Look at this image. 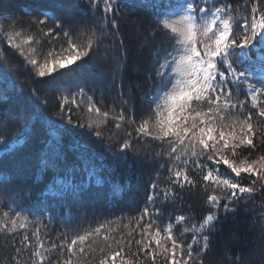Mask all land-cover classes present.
I'll list each match as a JSON object with an SVG mask.
<instances>
[{
    "label": "snow or ice",
    "instance_id": "6c2138e0",
    "mask_svg": "<svg viewBox=\"0 0 264 264\" xmlns=\"http://www.w3.org/2000/svg\"><path fill=\"white\" fill-rule=\"evenodd\" d=\"M262 5L264 0H245L238 7H233L229 0H166L161 3L152 36L155 38L158 33L160 38L170 40L171 46L161 44L154 50L150 49L152 71L148 80L152 87L144 98L148 108L144 118L136 125L135 139L150 138L159 143L161 150L155 156L164 161L159 163L160 170H165L167 165V187H160L161 173L156 172V178L149 185L145 206L139 210L138 217L132 218L136 227L131 228L126 235L121 234L119 239L107 234L103 235L102 240L97 239L102 229L109 233L115 231L106 228V224L111 223L107 221L83 234L57 237L60 243L53 241L48 247L40 238L39 227L32 233L35 243L29 239L28 218L22 217L25 210L13 200L7 207L15 216L9 218V211H4L0 219V232L13 234L17 229L24 230L19 246L12 245L15 256L11 257V264H20L16 257L25 251L30 253L25 264H144L145 260L158 264L157 254L161 255L164 264H204L202 255L212 246L211 237L217 231L215 225L220 222V213L227 215L235 212L232 205L254 199L255 194L264 188V125H255L253 112L244 110L245 104L250 102L258 118L264 120ZM6 7L0 5V20L12 19L11 15L4 12ZM241 7L250 8V11L242 13ZM120 8V0H74V10L64 15L41 11L40 17H34L29 23L43 26L51 19L53 27L43 35L54 34V38L58 39L63 33L69 53L57 54V58L52 60L45 57L43 62L34 58V48L25 47L34 40L33 35L21 38V31H3V26H0V43L6 41L11 50L18 52L24 60L23 71L36 82L30 86L34 99L39 98L36 87L51 86L53 91L63 93L65 89L59 82L60 78L68 73H76L86 62L85 57H90V53L95 55L94 47L98 49L106 38L119 34ZM39 30L42 31V27ZM73 32L84 35L86 43L78 46L73 40ZM113 45L115 51V41ZM119 46H123V39L119 40ZM100 59L106 60L107 57ZM113 59L118 61L116 71H123L124 63H120L117 57ZM230 85L237 89L235 95ZM240 87L247 93L243 100L239 98ZM86 95L83 88H78L72 93L71 101L63 95L58 97L62 119L66 118L68 124H72L73 119L71 108L65 113V106L76 104L77 98L83 100ZM87 98L88 112L94 113L96 119H90L86 125L77 123L76 126L87 127L103 143L100 129L109 119L110 113L102 112L91 96ZM116 99L120 101V111L112 116L116 121L115 127L120 129L126 120L135 124L132 105L124 99L123 91L118 93ZM125 108L129 110L127 117ZM47 133L49 139L46 146L59 144L61 129L55 121ZM125 135L128 138L118 147L103 144V151L111 157V160L105 159L112 166V175L116 174V166L129 163V155L134 151L132 134L125 132ZM17 143V140L5 141L0 137V145H3L0 163L3 155L13 154ZM245 152L247 155H244ZM221 165L225 166L224 172L221 171ZM52 167L54 169L55 165ZM48 168V160L42 156L39 171L46 172ZM242 174L245 176L242 177ZM245 178L250 181L248 185L240 182ZM52 182L61 181L53 179ZM103 182L100 174L90 171L81 191L85 192L87 186L93 183L99 185ZM13 183L11 174L0 167V196L11 198L10 194L17 191L11 187ZM209 188L211 194L206 198L209 211L198 226L193 224L191 228L185 227L181 233L182 236L189 232L193 234L189 243L185 245L173 235L172 222L166 225L163 236L159 227L153 231L156 221L151 217L162 214L158 205L169 200L182 201L184 193L193 189L208 192ZM146 217L149 218L148 222L141 226V221ZM192 219L193 216L179 215L175 217V224ZM134 232L139 233V239H135ZM162 241L170 242L171 246L167 247ZM153 242L155 247L152 246ZM194 246L197 248L195 252ZM225 258L229 264H239L237 258Z\"/></svg>",
    "mask_w": 264,
    "mask_h": 264
},
{
    "label": "trees",
    "instance_id": "16d2710c",
    "mask_svg": "<svg viewBox=\"0 0 264 264\" xmlns=\"http://www.w3.org/2000/svg\"><path fill=\"white\" fill-rule=\"evenodd\" d=\"M162 2L166 0H125L118 13L119 34L106 38L98 49L94 47L95 55L90 53V57H85L86 62L76 73H68L60 78L59 82L65 89L63 93L53 91L51 86L36 87L39 98L34 99L30 86L36 82L23 71V58L18 52L11 50L6 41L0 43V137L5 141H18L13 154L3 155L0 163V167L14 178L11 187L17 189L10 194L11 198L0 196V219L3 218L4 211H9V218L15 216L7 207L14 200L25 210L22 217L28 218L27 234L33 243L35 237L32 233L37 227L40 228L41 240L44 241L45 247H48L53 241L60 243L57 237L64 234L70 237L83 234L84 231H90L107 221L111 223H107L106 228L115 231L109 233L102 229L97 239L102 240L106 234L119 239L121 234L126 235L131 228L136 227L132 218L138 217L139 210L145 206L149 185L156 178V172L161 173L160 187H167V165L165 170H160L159 163L164 161L155 156L161 150L159 143L150 138L135 139L136 125L144 118V112L148 108L144 98L152 87L148 80L152 71L150 49L154 50L161 44L165 47L171 46V41L160 38L158 33L155 38L152 36L154 20ZM229 2L233 7H238L243 5L245 0ZM73 3L74 0H0V5L7 6L4 12L12 17L11 20H0V26H3V31H21V38L26 39L27 36L33 35L34 40L25 47L34 48V58L41 62L45 57L52 60L57 58V54L68 55V43L63 33L58 39L54 38V34L43 35L53 27L51 19L43 26L29 22L34 17L39 18L41 11H48L57 16L64 15L69 10H74ZM81 6H84L83 3ZM240 11L247 14L250 8L241 7ZM41 27L42 31L39 30ZM72 36L78 46L86 43L84 35L73 32ZM120 39H123L122 47L119 46ZM113 41L116 44L115 51ZM105 56L106 60L100 59ZM113 57L124 63L123 71H116L118 61ZM17 68L20 70L17 71ZM230 87H233L235 95L237 89L231 85ZM78 88H83L87 95L83 100L77 98L76 104L69 103L65 106V113L71 108L73 119V123L68 124L66 118L62 119L61 101L58 97L63 95L71 101L72 93ZM120 91H123L124 99L129 100L132 105L135 124L126 120L122 127L117 129L112 116L120 111V101L116 99ZM88 96L92 97L102 112L110 113L109 119L100 129L103 143L99 142V138L87 127L76 126L77 123L86 125L90 119H96L94 113L88 112ZM245 96V91L240 87L239 98L243 100ZM244 110L253 112L255 125H264V120L258 118L249 103L245 104ZM124 111L127 117L128 108ZM53 121L61 129L60 142L46 146L49 139L47 130L52 127ZM125 132H130L134 138V151L129 155V163L116 166V174L112 175V166L107 162L111 157L103 151V144L118 147L119 143L128 138ZM0 152H3V145H0ZM42 156H46L49 163L46 172L39 171ZM52 165H55L54 169ZM220 168L222 172L226 170L224 165ZM90 171L100 174L104 182L99 185L93 183L82 192ZM244 176L245 174H242V177ZM53 179L61 182L53 183ZM240 182L243 185L250 183L246 178ZM257 187H260L259 184ZM209 194L211 188L208 192L193 189L184 193L182 201L169 200L158 205L162 214L151 217L156 221L153 231L159 227L161 232H164L166 225L172 222L173 235L186 245L191 241L193 234L189 232L182 236L181 233L185 227L191 228L193 224L198 226L202 217L209 211L206 204ZM232 206L235 207V212L227 215L220 213V222L215 225L217 231L211 237L212 246L202 255L204 264H229L225 256L237 258L239 264H264V188L255 194L254 199ZM179 215L193 216L194 219L175 224V217ZM48 217L52 219L49 220ZM117 217L121 219L118 220ZM148 219L146 217L141 221V226L148 222ZM23 235L22 229H17L13 234L0 232V264H11V257L15 256L12 245L19 246ZM133 236L135 239L140 238L138 232H134ZM162 242L167 247L171 246L170 242ZM152 246L155 247L154 242ZM193 251H197L196 246ZM29 254L27 251L22 252L16 259L20 264H25ZM156 259L158 264H164L161 255L157 254ZM144 264H151V261L145 260Z\"/></svg>",
    "mask_w": 264,
    "mask_h": 264
},
{
    "label": "rangeland",
    "instance_id": "374dc122",
    "mask_svg": "<svg viewBox=\"0 0 264 264\" xmlns=\"http://www.w3.org/2000/svg\"><path fill=\"white\" fill-rule=\"evenodd\" d=\"M249 104H250V102H249ZM251 105V104H250ZM262 106H264V105H262ZM161 234H162V236L164 235V232H161Z\"/></svg>",
    "mask_w": 264,
    "mask_h": 264
}]
</instances>
